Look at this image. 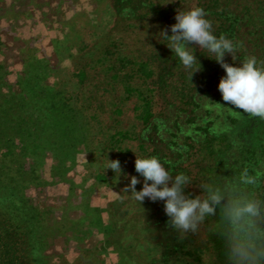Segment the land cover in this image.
<instances>
[{
	"label": "trees",
	"instance_id": "1",
	"mask_svg": "<svg viewBox=\"0 0 264 264\" xmlns=\"http://www.w3.org/2000/svg\"><path fill=\"white\" fill-rule=\"evenodd\" d=\"M112 1L117 15L130 25L157 23L159 31L167 28L169 35L170 26L176 23V10L182 6L179 0L165 5L163 0ZM194 7L205 10V18L211 21L217 38L224 35L236 46L235 61L231 54H226V62L238 65L245 58L255 56L258 64L264 63V0H196ZM160 38L161 53L157 60L117 58L123 67L133 64L124 77L136 74L144 81L151 79L149 83L154 92L173 90L176 94L171 97V102L167 99L170 97H163L168 102L166 113L153 111L156 105L153 97H141L139 118L143 127L137 133L139 146L145 154L141 158L156 156L173 177L180 173L189 176L191 184L184 190L193 198L197 194L191 193L192 186L200 188L202 183H207L222 187L225 182L236 183L241 172L248 168L250 175H258V183L252 191L264 200V119L225 104L218 85L226 73L214 60V55L197 45H187L197 57L194 68L201 67L191 78L193 70L185 69L179 57L167 46L169 42ZM116 43H106L104 57L100 59L102 63L114 53L111 45ZM3 45L0 37V52ZM34 61L33 66H36ZM84 68L77 72L83 85L89 77ZM24 72L18 83H25L17 97L15 90L7 84L6 70L0 63V85L9 88L3 91L0 87V206H4L0 207V264H36L39 259L33 257V253L43 247L41 239L43 242V239L57 237L58 232H62L65 226L61 222L65 218L60 220L54 216L53 206L43 209L33 204L27 189L31 185L45 187L59 182L67 160L77 152L81 142L75 135L77 110L73 97H65L59 90L45 89L37 81L26 79ZM112 76L117 80L120 77L118 73ZM100 98H103L101 105L98 99L90 101L94 116L99 115L102 105L106 106L105 97ZM121 110L120 101L112 104L113 114H121ZM133 136L119 132L114 139L122 142L136 137ZM51 159L53 162L48 171L46 165ZM122 206L120 200L109 204L107 211L111 218L105 227L106 237L101 248L83 249L74 261L64 255L44 253L45 264H103L101 252L110 248H114L122 259H133L138 264H156L157 260L171 264V252L164 251L157 259L137 249L138 244L126 246L120 241L123 235L120 229L138 221L137 213L119 225ZM63 208L66 210L68 206ZM203 225L211 264H228L226 238L231 239L233 231L239 234V230L222 219L219 208L215 215L206 217ZM259 225L264 228V220ZM49 244L48 241L45 246ZM165 246L169 249L171 245ZM194 250L199 248L194 247ZM29 256L31 259L25 261Z\"/></svg>",
	"mask_w": 264,
	"mask_h": 264
},
{
	"label": "rangeland",
	"instance_id": "2",
	"mask_svg": "<svg viewBox=\"0 0 264 264\" xmlns=\"http://www.w3.org/2000/svg\"><path fill=\"white\" fill-rule=\"evenodd\" d=\"M173 1L177 0H163V3ZM179 5L182 6L176 12L187 11L196 5V0H179ZM160 32L159 25L153 22L130 25L117 15L112 0H0V37L4 41L0 63L5 67L7 84L19 97L25 82L18 81L21 72L25 71L26 79L35 80L53 92L59 90L65 97H73L77 110L75 135L81 139L77 152L67 160L59 182L45 187L31 185L27 189L33 204L43 209L53 206L54 216L60 220L65 218L61 222L65 227L57 237L50 236L43 242L41 239L43 247L33 253V257L39 259L36 264H45L44 253L64 255L74 261L83 249L101 248L106 237L105 227L111 218L108 206L114 200L123 202L119 225L138 213V221L120 229L123 234L120 241L124 245L138 244L137 249L157 259L164 251L171 252V264H211L203 223L198 232L181 236L170 225L164 201L153 202L145 198L140 203L123 191L130 184L131 176L140 180L136 190L143 188L144 178L135 170L136 158L145 155L137 139V133L143 127L139 118L141 97H153L156 103L153 111L166 113L167 99L173 101L171 97L176 94L173 90L154 92L149 83L152 80L144 81L136 74L124 77L133 64L123 67L117 58L159 59ZM110 41H117L111 45L114 53L102 63L103 49ZM82 67L89 73L84 85L77 76ZM113 73L120 75L118 80ZM0 87L3 91L9 90L8 86ZM127 87L129 90L126 91ZM100 97H105L106 106L102 105L99 115L94 116L90 101L98 99L101 105L103 98ZM119 101L122 110L116 115L112 113V104ZM119 132L136 137L116 142L114 137ZM117 159L121 172L107 167L110 160ZM52 162L51 159L46 165L48 171ZM191 191L202 194L196 186H192ZM66 206L65 210L63 207ZM48 241L49 246H45ZM169 244L168 249L165 245ZM30 259V256L26 257L25 261ZM100 259L103 264H138L133 259H122L114 248L101 252ZM156 264L165 263L157 260Z\"/></svg>",
	"mask_w": 264,
	"mask_h": 264
},
{
	"label": "clouds",
	"instance_id": "3",
	"mask_svg": "<svg viewBox=\"0 0 264 264\" xmlns=\"http://www.w3.org/2000/svg\"><path fill=\"white\" fill-rule=\"evenodd\" d=\"M205 16V10L200 7L177 11L176 23L170 26L171 35L167 28L159 34L169 42L167 46L179 57L185 69L193 70L191 78L201 67L194 68L197 57L186 46L194 44L214 55V60L226 73L218 85L225 104L264 119V63L258 64L255 56L245 58L238 65L226 62V54H231L235 61L236 46L224 35L217 38L211 21ZM107 167L121 172L118 159L110 160ZM135 170L144 178L142 190H136L140 180L131 176L130 184L123 191L140 203L145 198L153 202L164 201L170 225L181 236L198 232L206 217L215 215L219 208L222 219L239 230V234L233 231L231 239L226 238L228 264H264V228L259 225L264 220V200L252 191L258 183V175H250L245 168L236 183L225 182L222 187L202 183V194L193 198L184 191L191 184L190 177L183 173L173 177L156 156L137 157Z\"/></svg>",
	"mask_w": 264,
	"mask_h": 264
}]
</instances>
